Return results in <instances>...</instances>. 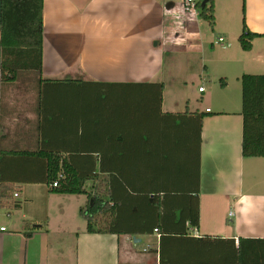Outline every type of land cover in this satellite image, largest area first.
<instances>
[{
	"label": "crops",
	"instance_id": "obj_1",
	"mask_svg": "<svg viewBox=\"0 0 264 264\" xmlns=\"http://www.w3.org/2000/svg\"><path fill=\"white\" fill-rule=\"evenodd\" d=\"M214 7L212 27L184 0H44L42 79L110 86L73 89L90 104L63 85L51 100L55 86L27 72L3 83L0 48V264H264V158L243 156V91L187 87L209 27L239 85L264 76V0ZM243 22L260 35L251 51ZM143 83L164 84L162 97L121 86ZM51 127L65 156L89 145L87 194L50 193L43 162L17 154ZM94 201L103 232L90 234L80 212Z\"/></svg>",
	"mask_w": 264,
	"mask_h": 264
},
{
	"label": "trees",
	"instance_id": "obj_2",
	"mask_svg": "<svg viewBox=\"0 0 264 264\" xmlns=\"http://www.w3.org/2000/svg\"><path fill=\"white\" fill-rule=\"evenodd\" d=\"M197 0L194 8L199 12L202 20L215 25L214 0ZM44 0H1L0 11V48H1V72L2 82L17 80L23 73H30L39 79L40 84L55 86V92L51 100L59 101L63 91L58 90V86H69L67 94L72 97H82L72 99L74 103H95L96 97L89 91L84 95L74 92V88L93 87L94 89L110 87L105 84L83 83L78 80L44 81L42 79L43 52H44ZM260 35L252 34L243 22V32L239 38V43L244 51H251L253 42ZM87 84V85H86ZM221 86L225 81H220ZM90 85V86H88ZM113 86V85H111ZM120 86V85H119ZM122 87H155L159 89L162 97L164 84H125ZM243 86V156L246 158H264V76L245 75L242 78ZM42 87H40V94ZM74 89V90H73ZM77 93L75 96L72 94ZM89 94V95H88ZM98 98V97H97ZM71 101V100H70ZM105 99L103 100V102ZM100 103V102H99ZM49 140L46 134L42 133V145L32 151H20L19 154L24 159H37L43 162L46 168L44 179L40 181L48 186L50 193L60 195H85L86 184L95 178L90 174V149L88 144L78 145L76 151H70L65 156L62 151V144L58 142L57 128L48 129ZM0 158V164L2 162ZM78 159V160H77ZM57 183L56 188L53 187ZM1 190L4 189V180L0 179ZM100 205V204H99ZM97 201L87 205L86 209H81V216L87 222V232L102 233L103 230L97 225L92 214L99 206ZM17 207V206H16ZM104 210V208H103ZM113 210V209H112ZM194 227L199 226V214L191 220ZM98 226V228H96ZM162 262V258H161Z\"/></svg>",
	"mask_w": 264,
	"mask_h": 264
},
{
	"label": "rangeland",
	"instance_id": "obj_3",
	"mask_svg": "<svg viewBox=\"0 0 264 264\" xmlns=\"http://www.w3.org/2000/svg\"><path fill=\"white\" fill-rule=\"evenodd\" d=\"M203 25L204 27L207 26L206 24H203ZM240 28L241 27L239 23H237L236 25H232V28L230 29L231 36L228 37L227 39L228 40L227 42L231 46H235L238 43V36L240 34ZM208 29H209V32L206 34V36L204 34V43H203L204 45L203 57L205 58L206 63L205 64L203 63L202 66H199V68L197 69L196 73H194V75H191L188 77L189 79L188 82L190 83L188 84L187 87L191 89L192 91L194 90L195 92H198V88L200 86L204 87V89H206L207 91L213 90L217 92V91H221V86H220L221 79H225L227 83L230 82L232 89L237 88L239 86L241 91H243L242 84L239 85L233 79L234 74L232 70L229 67L222 65V62L225 60L223 58L225 57L226 53L225 51H222L219 46H216V48L212 47V43H216V40L210 37V33H212V28L209 27ZM234 41H235V44H234ZM178 66L180 67L179 64ZM204 66H207L209 68V71L204 72L203 70ZM191 82H194L195 89H193V84ZM198 95L200 98L204 97L205 99L208 96L207 93L205 95H200V94ZM210 108L213 109V107H210Z\"/></svg>",
	"mask_w": 264,
	"mask_h": 264
},
{
	"label": "built area",
	"instance_id": "obj_4",
	"mask_svg": "<svg viewBox=\"0 0 264 264\" xmlns=\"http://www.w3.org/2000/svg\"><path fill=\"white\" fill-rule=\"evenodd\" d=\"M196 1H197V0H184V8H185L186 10H191V9H193L194 6H195ZM218 41H219L220 43H222V42L224 41V39H223V38H219ZM204 91H205L204 87H201V88L199 89V92H200V93H202V92H204ZM207 112H210V110L208 109ZM57 186H58V184H57V183H54L53 187L56 188ZM15 196H17V195H15ZM5 229H6V228H2L1 231H5Z\"/></svg>",
	"mask_w": 264,
	"mask_h": 264
},
{
	"label": "water",
	"instance_id": "obj_5",
	"mask_svg": "<svg viewBox=\"0 0 264 264\" xmlns=\"http://www.w3.org/2000/svg\"><path fill=\"white\" fill-rule=\"evenodd\" d=\"M207 4V0L203 3V5H206Z\"/></svg>",
	"mask_w": 264,
	"mask_h": 264
}]
</instances>
